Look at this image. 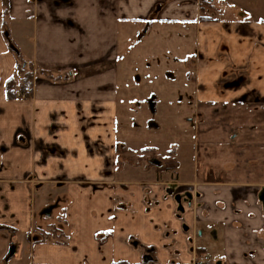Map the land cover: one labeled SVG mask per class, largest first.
<instances>
[{
  "label": "crops",
  "instance_id": "obj_1",
  "mask_svg": "<svg viewBox=\"0 0 264 264\" xmlns=\"http://www.w3.org/2000/svg\"><path fill=\"white\" fill-rule=\"evenodd\" d=\"M166 27L192 35L198 106L264 108V0H0V264H264L262 182H204L195 155L181 176L178 147L146 160L159 150L125 139L141 108L120 82L141 79H119L120 37L140 43L123 49L136 62L183 63L146 44ZM18 59L32 95L9 100ZM52 226L66 243L41 241Z\"/></svg>",
  "mask_w": 264,
  "mask_h": 264
},
{
  "label": "rangeland",
  "instance_id": "obj_2",
  "mask_svg": "<svg viewBox=\"0 0 264 264\" xmlns=\"http://www.w3.org/2000/svg\"><path fill=\"white\" fill-rule=\"evenodd\" d=\"M177 28L179 27L177 26ZM172 31L170 27L168 29L166 27L158 37L151 33L145 38L146 44L160 50L161 45L166 47L167 44L171 49H165L172 57L180 56L181 53L177 51L178 46L185 58L183 63L165 58L155 60L153 57H147L145 62L144 60L136 62V54L125 55L126 51L123 49L128 40L123 39L122 35L120 37L119 79L126 78L129 73L136 76V82L141 79L140 83H134L136 86L128 90L124 88L125 80L120 82V99L129 95L132 104L141 108V114L133 115L131 118L133 121L129 119L131 130L126 135L124 134L125 139H128L129 142L134 141V144H139L137 146L140 147L150 145V147L155 146L159 150V152H155L146 148L147 152H143L146 154V160L159 158L149 157L150 155L164 156L176 152L178 147L182 152L183 160L181 176L188 171L192 172L195 155L196 161H198L197 171L204 173L202 178L204 182L209 181V177L216 174L217 177L213 181L218 178L221 182L229 180L260 181L264 185V108L259 104H251L246 107L216 105L214 108H204L202 104L198 106L195 102V84L186 78V72L193 74L192 35L188 34L184 39H181L179 33ZM139 36L144 35L141 33ZM134 42L135 39L130 41L127 46L136 44L138 41ZM165 56L167 57V55ZM31 70L33 72L34 69L31 68ZM147 76L149 80L143 81ZM153 106L155 107L153 108ZM198 110L199 112H197ZM145 112L146 114H144ZM130 117L126 111L119 113L121 130H125L127 119ZM186 118H189L191 122L185 123L183 120ZM121 150L119 149V154L123 152ZM136 154H140V151H136ZM167 158L169 161L172 159L171 157ZM135 162L134 160L133 163ZM169 164L172 165L171 163L166 165ZM240 173H244L246 177L239 176ZM232 185L254 186L255 184L236 183ZM55 227L52 226L54 229ZM49 230L46 229L43 232ZM219 244V241L209 243L210 248L212 247L214 251H218ZM207 260L208 258L201 257L200 264L208 263Z\"/></svg>",
  "mask_w": 264,
  "mask_h": 264
},
{
  "label": "trees",
  "instance_id": "obj_3",
  "mask_svg": "<svg viewBox=\"0 0 264 264\" xmlns=\"http://www.w3.org/2000/svg\"><path fill=\"white\" fill-rule=\"evenodd\" d=\"M200 7H201V12L203 13L205 9L211 8L209 3H206L204 1L201 2ZM200 20L201 22L211 21L210 18L203 16L200 17ZM9 50L18 57L17 51L13 47V45L9 44ZM32 81H33V72L31 68H27L25 64L18 59L15 75L6 82L5 91H6L7 99L12 100L17 97L22 99H29L32 95V87H33ZM0 232L10 234L11 230L8 229L7 227L0 226ZM40 239L43 242L54 241L55 243L58 244L66 243L65 238L62 237L61 232L56 228L55 229L51 228L48 232H41Z\"/></svg>",
  "mask_w": 264,
  "mask_h": 264
}]
</instances>
